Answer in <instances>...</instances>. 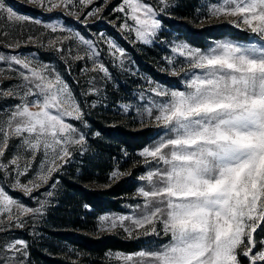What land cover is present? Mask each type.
<instances>
[{
	"label": "snow or ice",
	"instance_id": "1",
	"mask_svg": "<svg viewBox=\"0 0 264 264\" xmlns=\"http://www.w3.org/2000/svg\"><path fill=\"white\" fill-rule=\"evenodd\" d=\"M31 2L46 12L63 9L78 21L83 16L84 23L99 17L110 0L93 7L89 6L95 0ZM176 6L175 0H121L112 11L123 14L122 31L150 45L161 33L160 17ZM206 7L200 22L236 17L229 23L244 26L259 42L223 41L207 50L173 43V56L165 60L170 75L184 72L183 90L147 81L139 95L138 122L161 131L139 153L145 172L138 176L143 186L136 195L142 203L130 215L101 217L99 230L119 228L130 238L154 237L161 242L154 249L110 254L123 264H242L241 258L264 264V240L257 248L254 236L258 228L264 232V0H219ZM4 19L41 24L0 0V20ZM44 27L51 33L46 42L35 36L27 42L39 41L55 52L68 73L73 64L86 61L80 69L87 84L81 95L101 96L112 73L101 59L98 42L62 24ZM100 41L112 62L123 68L125 51L104 34ZM7 46L18 48L20 43L13 40ZM0 64L6 65L0 67V85L12 79V73L17 81L0 86V101H16L0 107V233H5L29 222L35 225L46 216L49 201L33 193L71 162L73 152L84 150L87 136L73 121L84 127L87 122L85 101L77 98L55 65L22 54H0ZM73 83L80 85L79 80ZM90 107H96L95 102ZM121 107L127 112L131 106ZM37 156L38 171L21 182ZM129 174L117 169L110 179ZM6 188L37 199L38 206L25 205ZM28 256L29 244L23 239L0 244V264H27Z\"/></svg>",
	"mask_w": 264,
	"mask_h": 264
},
{
	"label": "trees",
	"instance_id": "2",
	"mask_svg": "<svg viewBox=\"0 0 264 264\" xmlns=\"http://www.w3.org/2000/svg\"><path fill=\"white\" fill-rule=\"evenodd\" d=\"M13 1L23 9H31ZM175 3L177 6L173 10L160 17L163 25L161 37L165 40L182 39L205 49L224 37L243 41L254 37L227 22L197 26L194 12L198 0H175ZM92 27L95 30L109 29L104 23ZM115 37L134 54L142 71L160 83L184 88L180 76L163 72L158 66V61H162L168 52L167 48L157 42L154 43L156 46L138 48L129 45L118 33ZM83 108L88 122L87 143L82 152H73L71 162L52 177L51 182H55L53 202L43 217L41 236L34 241L31 235H24L30 241L29 264H106L109 251L135 252L161 242L154 237L134 239L120 232L99 233L97 221L100 214L125 211L127 205L134 202L132 195L140 185L138 176L145 172L138 152L161 130L154 125L140 127L135 122H127L118 111L107 106L93 108L83 103ZM117 169L130 174L111 180L110 174ZM254 235L258 241L264 239V232L259 228Z\"/></svg>",
	"mask_w": 264,
	"mask_h": 264
},
{
	"label": "rangeland",
	"instance_id": "3",
	"mask_svg": "<svg viewBox=\"0 0 264 264\" xmlns=\"http://www.w3.org/2000/svg\"><path fill=\"white\" fill-rule=\"evenodd\" d=\"M22 5H25L31 9H23L22 7H19L18 5H15L13 0H4L5 4L9 7H11L16 13L23 15L25 17H28L30 20L38 19L41 21V24L37 25L32 22H9L6 19L0 20V54L3 55H17L22 54L24 56L28 57H34L35 59L47 63H51L56 66L57 70L61 72V74L64 76L65 80L68 82V84L73 88L74 93L76 94L77 98L81 101H85V104L90 107V105L95 102L96 107L97 106H107L110 107L111 110H116L127 122H135L140 127H146L141 126V124L138 122L140 117L137 113V109L141 108V102L139 101V95L147 88V81L151 80L157 84L163 85L164 87L170 88V89H180L183 90V88H177V87H171L166 84L160 83L159 81L155 80L153 77L142 71L134 59V54L131 51H128L124 46L121 45L119 40L115 37L116 33L120 35L121 38H123L129 45H135L138 48L140 46H144L145 44H142L140 42H137L134 39L133 35H130L128 32L122 31L120 28L121 23L124 20L123 14L119 12H114L112 9L119 5L121 3V0H110L108 6L104 8V11L101 13L99 17L96 18H89L86 22L81 23L80 21L84 20V17L81 16L80 20H76L72 16H67L66 14H63V9H57L52 12H46L40 9L36 4L32 3L31 0H16ZM145 2L149 3H155V0H145ZM219 0H198V5L195 8L194 12V21L195 25L202 26L210 23H222L229 21H235L236 17H224L221 16L219 18H212V19H204L203 22H200V20L205 16L207 12V5L218 3ZM103 4V0H95V5L89 6H100ZM85 11H88V9H85ZM107 24L109 26V29H102V30H95L94 27H92L93 24ZM131 23V21H129ZM47 24H62L66 28H70L73 32H79L81 35L85 36L87 39H93L98 42V46L101 49L102 55L101 59L105 62V64L109 67V70L112 73V80L107 83V86L104 88L101 96H87L84 97L81 95V92L84 88L87 87V84L85 83V77L80 75V69L83 64L86 63V61H79L71 66V72L68 73L65 71V66L63 62H61L56 53L47 49L46 47L42 46L39 41L37 42H27L28 37L35 36L40 37L41 40H44L46 42V39L51 36V33L47 32V29L44 27V25ZM234 25V24H233ZM240 29H244V26H241ZM163 30V27L161 29V32ZM7 31L8 36H4L3 33ZM100 34H104L107 38L114 41L120 48H122L126 55H125V64L124 67H117L113 62L111 57L107 54V48L105 44L100 41ZM13 40H17L20 43V47L18 48H11L8 47V43H10ZM223 41H233L238 42L242 44H248V43H258V38L254 36L250 41H243V40H235L230 37H224L215 40L209 47L203 49L196 46H193L182 39H170L165 40L161 37V33L159 35V38L157 40H154L152 44L149 46H156L154 45L155 42L160 44V46L165 47L168 49V52L166 55H163L162 61H158V66L161 69V71L166 72L170 74V66L166 62L165 57H171L173 56V53L171 52V47L173 43H180L184 42L190 45L193 48H198L201 50H207L210 47H214L216 43L223 42ZM83 51V49H81ZM157 52L159 50L157 49ZM48 58V59H47ZM160 60V59H159ZM177 62H182L181 58H177ZM90 66V64H89ZM0 67H6V65L0 64ZM12 79H5L2 82V87L7 88L9 85L16 83L15 74L12 73ZM95 75V73H93ZM184 83V72H180L179 75ZM74 80H79L80 85L77 86L73 83ZM16 101L14 100H4L0 101V107H3L6 104H14ZM128 104L130 105V109L127 112H124L122 109V105ZM83 107V103H82ZM93 107V108H96ZM84 109V108H83ZM85 119V118H84ZM86 121V119H85ZM87 122V121H86ZM74 124H76L77 127H80L81 130L86 133V128L81 125L79 122L73 121ZM153 143L150 142L148 146H150ZM145 148V147H144ZM143 150V149H141ZM140 150V151H141ZM140 151L138 153H140ZM10 158V153L6 154L5 159ZM41 157L37 156L36 161L33 163L32 170L27 174V176L21 177V182H26L28 179L32 178L36 171H38V165L40 163ZM52 179L49 181L47 185H44L39 189L38 192H34L33 195L37 197L39 200H45L47 199L49 201V204L53 202L52 196L48 197L47 192L51 191L53 194V187H50V185L53 184L51 182ZM143 186L142 182H140V185L137 187V189ZM137 189L132 195V198H134V202L127 205V208L125 211H107L99 215L97 221H98V231L99 233H116L120 232L124 236L128 237L122 230L119 228L114 231H101L99 230L100 226V218L105 216H119V215H130L135 210V206L139 203H142V200L140 197L136 195ZM7 191L11 195H13L14 198L18 197L22 203H24L27 206L36 207L37 205V199H30L27 196H24L23 193L19 191H13L11 189L6 188ZM43 225V218L33 225L31 222L23 228H15L12 229L9 232L0 233V244L7 243L14 239H23L30 243L28 239L24 237L25 234L31 235L32 239H38L41 234V226ZM255 236V235H254ZM256 238V237H255ZM264 240V239H263ZM157 245H148L147 247H144L143 249H154ZM259 241L257 240V248H259ZM141 250V249H140ZM138 250V251H140ZM135 252H125L121 250H115V251H109L106 253V264H123L122 261H118L114 258L113 255L110 254H116V253H123V254H132ZM255 251V250H254ZM242 259V264H247L248 261ZM27 264H29V256L27 257Z\"/></svg>",
	"mask_w": 264,
	"mask_h": 264
}]
</instances>
